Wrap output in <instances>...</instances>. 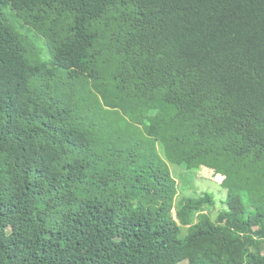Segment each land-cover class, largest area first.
Masks as SVG:
<instances>
[{
  "label": "trees",
  "instance_id": "obj_1",
  "mask_svg": "<svg viewBox=\"0 0 264 264\" xmlns=\"http://www.w3.org/2000/svg\"><path fill=\"white\" fill-rule=\"evenodd\" d=\"M183 262L264 264V0H0V264Z\"/></svg>",
  "mask_w": 264,
  "mask_h": 264
},
{
  "label": "rangeland",
  "instance_id": "obj_2",
  "mask_svg": "<svg viewBox=\"0 0 264 264\" xmlns=\"http://www.w3.org/2000/svg\"><path fill=\"white\" fill-rule=\"evenodd\" d=\"M21 32L27 35L31 42V49L40 59H48V51L43 39L34 31L28 30L26 27L21 28ZM134 123L140 126L146 133L151 121L149 116L136 118ZM159 154L164 157L160 144L157 142ZM169 164L171 176L175 179L177 185V196L174 201L173 215H177L179 201L190 198L199 197L205 193L211 194L215 198V205L209 211L210 217L214 220L224 207L225 191L220 186L221 177L214 175L213 171L207 168L191 169L189 171L181 169ZM177 218V217H176ZM182 237L188 234V226H182ZM199 262H205V257L201 250L198 251ZM181 264H186L185 262ZM198 264V263H196Z\"/></svg>",
  "mask_w": 264,
  "mask_h": 264
}]
</instances>
